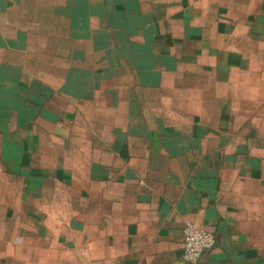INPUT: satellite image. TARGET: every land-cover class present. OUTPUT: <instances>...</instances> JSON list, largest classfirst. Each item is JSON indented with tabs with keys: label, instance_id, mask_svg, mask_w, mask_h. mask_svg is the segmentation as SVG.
<instances>
[{
	"label": "crops",
	"instance_id": "0c3cea01",
	"mask_svg": "<svg viewBox=\"0 0 264 264\" xmlns=\"http://www.w3.org/2000/svg\"><path fill=\"white\" fill-rule=\"evenodd\" d=\"M264 264V0H0V264Z\"/></svg>",
	"mask_w": 264,
	"mask_h": 264
},
{
	"label": "built area",
	"instance_id": "2783aa9c",
	"mask_svg": "<svg viewBox=\"0 0 264 264\" xmlns=\"http://www.w3.org/2000/svg\"><path fill=\"white\" fill-rule=\"evenodd\" d=\"M215 245L212 233L197 229L193 224L186 223L183 228L182 259L187 264H197L205 252Z\"/></svg>",
	"mask_w": 264,
	"mask_h": 264
}]
</instances>
